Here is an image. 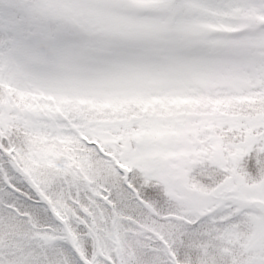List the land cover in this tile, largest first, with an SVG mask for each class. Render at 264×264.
Masks as SVG:
<instances>
[{"label": "snow or ice", "instance_id": "1", "mask_svg": "<svg viewBox=\"0 0 264 264\" xmlns=\"http://www.w3.org/2000/svg\"><path fill=\"white\" fill-rule=\"evenodd\" d=\"M0 264H264V0H0Z\"/></svg>", "mask_w": 264, "mask_h": 264}]
</instances>
